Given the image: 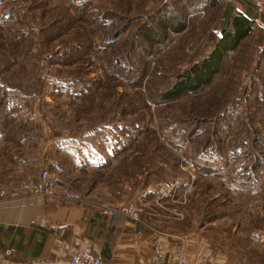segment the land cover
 Returning <instances> with one entry per match:
<instances>
[{"label": "rangeland", "instance_id": "obj_1", "mask_svg": "<svg viewBox=\"0 0 264 264\" xmlns=\"http://www.w3.org/2000/svg\"><path fill=\"white\" fill-rule=\"evenodd\" d=\"M229 7L251 14V35L211 87L163 100ZM261 97L264 0H0V160L23 153L53 190L197 235L192 264H264Z\"/></svg>", "mask_w": 264, "mask_h": 264}, {"label": "crops", "instance_id": "obj_2", "mask_svg": "<svg viewBox=\"0 0 264 264\" xmlns=\"http://www.w3.org/2000/svg\"><path fill=\"white\" fill-rule=\"evenodd\" d=\"M23 155L12 153L0 160V190L23 183L14 182L16 172L28 178ZM57 193L51 189L41 197L0 198V264H70L80 249L92 250L104 264H156V248L167 255L188 254L198 242L197 235L172 233L159 221L152 224L148 210L139 221H130L125 215H103L100 205L88 201H66Z\"/></svg>", "mask_w": 264, "mask_h": 264}, {"label": "trees", "instance_id": "obj_3", "mask_svg": "<svg viewBox=\"0 0 264 264\" xmlns=\"http://www.w3.org/2000/svg\"><path fill=\"white\" fill-rule=\"evenodd\" d=\"M175 25V22L168 21L165 25L166 32L172 30L179 34L184 31L185 24ZM144 29H146V31L149 30L148 36L146 35L145 39L148 42L152 41L153 28L149 25ZM253 30L254 20L249 12L229 7L224 14L221 36L214 48L202 60L178 74L172 86L161 96L162 99L171 101L185 94H195L204 88L211 87L216 78L222 73L227 56L237 51L243 41L251 35ZM155 31L156 30H154V35H156ZM261 99L264 100L263 97H261ZM255 158L258 160L257 156H255ZM260 162L263 163L262 160Z\"/></svg>", "mask_w": 264, "mask_h": 264}, {"label": "built area", "instance_id": "obj_4", "mask_svg": "<svg viewBox=\"0 0 264 264\" xmlns=\"http://www.w3.org/2000/svg\"><path fill=\"white\" fill-rule=\"evenodd\" d=\"M54 175L48 167H44L40 173L31 179L16 185L10 189L0 190L1 199H22L25 197H41L53 189ZM64 200L75 203H83V198L76 193H62L57 191ZM100 212L103 215L115 217L125 215L130 221H139L142 210L135 204L130 205H100ZM154 261L156 264H192L186 251L173 254H164L160 248L155 249ZM32 264H49L47 261H35ZM70 264H104L103 260L92 250L80 249L70 260Z\"/></svg>", "mask_w": 264, "mask_h": 264}]
</instances>
